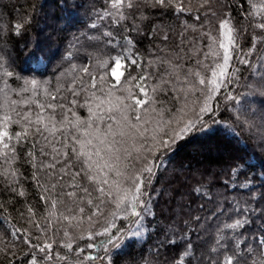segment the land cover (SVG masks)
Segmentation results:
<instances>
[{
  "label": "trees",
  "instance_id": "1",
  "mask_svg": "<svg viewBox=\"0 0 264 264\" xmlns=\"http://www.w3.org/2000/svg\"><path fill=\"white\" fill-rule=\"evenodd\" d=\"M182 2L184 11L175 0L167 5L133 0L131 9H121L125 18L120 19L111 0H0V87L7 82L20 93L18 97L13 92V99L32 97L45 103L48 93L66 97V107L87 120L86 107L68 104L69 99L83 103L85 95L72 97L67 91L80 76L87 79L84 67L95 74L102 71L97 67L99 60L124 53L146 62L144 71L156 74L152 83L168 67L161 66L160 60L195 69L196 50L210 43L203 33L210 31L219 37V22L227 16L239 56L249 63L234 57L229 68L235 73L232 82L226 81L211 101L215 114L205 115L202 126L157 153L156 166L144 177V206H136L141 216L115 220L116 227L139 231V235H125L114 258L115 264H207L209 255L217 260L231 255L233 242L239 240L247 264H254L264 252L258 247L264 239V40L259 39L264 30L255 27L264 22V0H209L204 7V0ZM33 80L38 84L35 96ZM56 116L61 118L60 109ZM12 131L20 128L13 125ZM31 141L16 145V159L10 166L0 158V173H9L0 175V249H6L0 251V264H30L33 259L36 264H71L75 249L90 242L97 247L87 253L104 256L103 236L95 241L76 240L70 252L61 246L67 240L62 231L53 235L55 229H50L42 235L35 227L36 223L42 227L55 223V218L49 216L51 205L41 199L46 194L38 185V181L47 185L51 178L33 166L47 158L39 155L37 145V159L32 161L27 155L32 151ZM238 164L242 166L237 168ZM181 171L187 172L181 176ZM20 191L23 196L18 195ZM169 192L172 197L167 199ZM29 208L34 216L29 215ZM137 219L139 223L132 224ZM238 219L248 223L236 229L227 227ZM16 229L30 234L34 244L52 242L53 254L67 256L68 261L43 259L45 253L12 235ZM218 239L228 251L218 248L211 253Z\"/></svg>",
  "mask_w": 264,
  "mask_h": 264
},
{
  "label": "snow or ice",
  "instance_id": "2",
  "mask_svg": "<svg viewBox=\"0 0 264 264\" xmlns=\"http://www.w3.org/2000/svg\"><path fill=\"white\" fill-rule=\"evenodd\" d=\"M208 2L204 0L201 7ZM156 3L167 5L173 4L174 0H156ZM175 3L180 11L185 10L182 0H175ZM133 6V0H111V7L117 10L120 19L125 18L121 9ZM105 15L110 16L111 13L106 12ZM255 27L264 30V22ZM218 31L219 37H213L210 31L203 33L210 43L196 50L199 58L195 69H183L179 63L160 60L161 66L166 64L168 67L156 77L155 83H152L155 72L144 71L146 62L124 53L99 60L97 67L102 71L95 74L84 67L82 72L87 79L80 76L67 91L72 97H79L81 93L85 95L83 103L69 99L68 104L86 107L89 112L87 120H81L72 107H66L63 103L66 97L48 93L49 100L45 103L32 97L13 99V92L18 97L20 93L10 89L7 82L0 87L3 96L0 99V158L10 166L16 159V145L29 142L30 138L32 151L27 155L32 161L37 159V145L39 155L47 158L33 166L51 178L47 185L39 184V181L38 185L46 194L41 199L51 205L49 216L55 218V223L50 221L43 227L36 223L37 230L42 235L50 229H55L53 235L62 231L67 240L61 246L70 252L76 240L95 241L98 236L105 237L100 242L104 256L88 254L87 249L97 247L90 242L75 249L71 264L92 260L115 264L114 256L122 248L125 235H139V231L125 232L116 227L115 220L141 216L136 206H144L141 198L144 177L156 166L157 153L183 139L197 125L202 126L205 115L215 114L211 101L215 100L222 87H226V81L232 82L231 77L235 73L229 68L234 57L242 64L249 63L248 59L239 56V45L227 16L219 22ZM259 39L264 40V37ZM247 55L249 53H245ZM148 66L151 67L150 64ZM5 75L12 76V73L6 72ZM37 87V82L31 81L33 96ZM169 103L171 107L167 106ZM57 109L61 110L60 119L56 116ZM13 125L20 131H12ZM241 166L236 165L237 168ZM3 174L9 173H0ZM10 174L14 176L15 172ZM18 195L23 196L24 192L20 191ZM28 213L35 215L31 208ZM138 223V219L132 221V224ZM247 223V219H238L227 227L236 229ZM12 235L16 239L23 237V242L30 248L45 253V260L68 261L67 256L53 254L52 242L34 244L33 237L21 229H16ZM34 239L39 240V237ZM233 243L235 248L231 255H224L222 260L209 255L207 264H247L241 249L243 241ZM216 245L211 253L217 252L218 248L228 251L221 240L218 239ZM188 247L191 248V244ZM258 247L264 249V239L260 240ZM248 255L250 257L251 253ZM30 264H36V260H31ZM254 264H264V252Z\"/></svg>",
  "mask_w": 264,
  "mask_h": 264
},
{
  "label": "rangeland",
  "instance_id": "3",
  "mask_svg": "<svg viewBox=\"0 0 264 264\" xmlns=\"http://www.w3.org/2000/svg\"><path fill=\"white\" fill-rule=\"evenodd\" d=\"M157 26H159V25H157ZM158 29V28H157ZM187 171H185V172H180V175L181 176H184L185 175V173H186ZM172 197V193L171 192H169V193H166V198L167 199H170Z\"/></svg>",
  "mask_w": 264,
  "mask_h": 264
}]
</instances>
